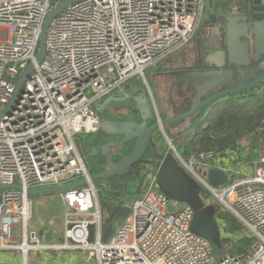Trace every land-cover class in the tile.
Returning a JSON list of instances; mask_svg holds the SVG:
<instances>
[{
	"label": "built area",
	"instance_id": "obj_1",
	"mask_svg": "<svg viewBox=\"0 0 264 264\" xmlns=\"http://www.w3.org/2000/svg\"><path fill=\"white\" fill-rule=\"evenodd\" d=\"M59 2L0 0V111L20 73L34 62L45 16ZM203 8L204 0H79L51 19L43 60L0 118V185L9 186L0 192L1 253L18 255L20 264L48 263L39 255L62 256L60 262L66 264L92 259L95 264H264V118L248 160L229 151L184 157L173 138L170 144L165 137L177 162L238 216L255 239L246 252L227 253L218 261L209 242L191 231L192 208L168 199L158 188L157 160L134 187L138 190L126 204L127 215L102 241L97 191L78 148L79 137L100 131L96 105L126 96L148 65L186 44ZM214 169L225 177L217 185L207 180ZM80 179L83 185L59 193L63 228L58 231L50 222L53 231L44 241L49 227L30 230L27 224L32 211L28 191Z\"/></svg>",
	"mask_w": 264,
	"mask_h": 264
},
{
	"label": "water",
	"instance_id": "obj_2",
	"mask_svg": "<svg viewBox=\"0 0 264 264\" xmlns=\"http://www.w3.org/2000/svg\"><path fill=\"white\" fill-rule=\"evenodd\" d=\"M76 1L79 0H60L45 16L34 62H30L18 76L14 93L5 108L0 111V118L9 112L20 92L23 90L25 79L31 76L35 65L40 64L43 60L45 56V34L49 22L64 7ZM211 2L212 0H208L209 6H212ZM234 4L236 8L234 10L235 13L221 15L213 21V23H217L218 32L216 37H212L211 40L209 39V44L214 45L216 39H219L220 44H215V46H218L220 51L217 54L218 59L212 61L220 65L219 67H226L225 71L218 72L215 81L202 82L203 84L196 87V83L202 79L201 77L208 79V70L204 69L199 74L200 79H195L193 82L195 94L191 98V103L184 107H176L172 103V115H168L164 119L158 115L152 117L145 92L141 88L136 87L134 83H131L126 91V96L110 97L108 100L119 101L126 100L127 98L131 99L134 102V113L140 118L139 121L136 119L114 122L108 121L105 118L100 119V131L102 130L106 136L122 135L123 138L118 141L108 140L103 144L97 142L95 139L90 143V156L101 155L105 161L102 164H97V167L93 168V171L91 170L90 178L92 182L95 180L106 182L116 177H130L146 150H151V157L148 158L147 165H153V160L158 161L155 175L158 188L168 199L189 205L193 210L192 224L196 229H199L201 226L202 231L206 229V221L202 218V212L199 208L200 204L197 201V193L200 189L195 186L188 173L177 162L175 150L173 151V149L169 148L164 153L159 154L153 142V135L155 132H162L164 138L166 137V140L172 144L164 128L176 129L185 120L192 118L200 110L210 107L234 93L257 90V87L261 90L260 87L264 83V66H260L264 62V0H241L236 1ZM251 50L253 51L251 52ZM208 57L212 59V56L208 55ZM200 63L202 64L201 60L198 61V64ZM204 66L207 67L206 63ZM151 100L154 105L152 96ZM152 118H155V122L151 124L150 121ZM130 140L134 141L131 154L124 155L123 143ZM114 154L120 155V158L116 160L113 158ZM224 178L223 172L216 169L210 170L207 173V180L212 185L223 182ZM84 183L85 180L80 179L66 185L33 188L28 193L29 195L60 193L81 186ZM5 188H9V186L0 185V192ZM132 200L133 197L125 199L126 202H131ZM88 230V241L91 242L93 239V225L90 224ZM52 231L53 228L49 227L44 234V241L48 242L50 240ZM28 264L46 263L34 262ZM77 264L88 263L81 260Z\"/></svg>",
	"mask_w": 264,
	"mask_h": 264
},
{
	"label": "rangeland",
	"instance_id": "obj_3",
	"mask_svg": "<svg viewBox=\"0 0 264 264\" xmlns=\"http://www.w3.org/2000/svg\"><path fill=\"white\" fill-rule=\"evenodd\" d=\"M210 13L206 7L204 6V9L202 11L201 17H200V23L198 27L196 26L190 39L186 44H184L182 47L177 48L174 52L172 51L170 54L165 56L164 58H161L155 62H153L151 65H148L146 69L144 70V78H134L133 81L136 87H139L142 89L143 92H145L147 96V101L149 105V110L152 113V117L155 115L154 112V106L151 100V96L154 98V101L157 104V108H159V94L165 101L176 98L177 88L173 90H166L163 91V81L161 79L162 76L161 72L166 69V66L164 63L170 58V60H175L178 56L179 58L176 59V62L181 63L183 60L184 53L189 50L190 48H195V51L193 53V56L191 57V60L194 62L193 65L190 64V62L187 65H191L189 67L191 68H175L178 65L169 66L170 72H163L164 76H167L168 74L174 75V72H177L181 75L182 78L186 84H192L195 79H200L199 74L203 72L204 69L208 70V79H204L206 77H201L203 81L210 82L215 81L217 79V74L219 71H225L226 67L224 66L219 67L217 63L208 64V55L212 56L211 58L213 60H217V54L219 52V47L215 46V44H220L219 39H216V42L211 44L212 48L206 47L205 41L208 38H211L213 35L216 37L217 35V23L207 24L206 17ZM214 20V18H212ZM206 47V48H205ZM205 48V49H204ZM253 50H251L252 52ZM188 52V51H187ZM186 52V53H187ZM185 53V54H186ZM219 57V56H218ZM200 58V59H199ZM210 59V58H209ZM201 60L202 64H198L197 62ZM214 61V62H215ZM206 63L207 67L204 66ZM162 70V71H161ZM168 77V76H167ZM170 78V77H168ZM258 91V87L256 88ZM262 89V86L260 87ZM180 97H178V100L181 99V93L183 94V88L180 89ZM195 94V93H194ZM193 97V96H192ZM109 98H105L101 103L97 104V113L99 115L100 119H106L108 121H114V122H122V121H131L136 120L137 114L134 113V102L127 98L126 100H108ZM175 101V99H174ZM178 107V106H176ZM140 119V118H139ZM186 121V120H185ZM201 124L205 125V122H202ZM186 127V125H185ZM171 129V128H170ZM169 129V130H170ZM172 130V129H171ZM167 132V131H166ZM174 133V141L181 142V128L178 127L174 131V129L171 131ZM168 133V132H167ZM87 137V136H86ZM121 138H123L122 135L120 136H106V134L101 130L100 133L95 135V139L97 142L103 144L108 140H115L118 141ZM131 141V140H130ZM130 141H126L123 143V151L125 149L127 150L128 146H131ZM153 142L155 144V147L159 154L164 153L167 150V143L165 138L162 136V134L155 132L153 135ZM244 143V140L242 141ZM253 147L252 149H254ZM249 149V150H248ZM251 147L249 145L243 150L245 154H251ZM90 145L89 148L86 147V151H80L82 154L86 165L91 171L93 168L97 167V164L99 162L94 161L93 158L90 156ZM122 151V152H123ZM181 153V151L179 150ZM252 156V155H251ZM179 165H181L179 163ZM182 166V165H181ZM146 170L148 172L153 170V167H146ZM186 173H188L189 177L191 178L192 182L197 186L200 191L197 193V201H199V208L202 212V218L204 221H206L205 224V230L202 231V227L200 226L199 229H196V227L191 224L190 228L191 231L194 233H197L201 235L204 239H206L210 247L212 249V257L214 261H218L225 255H227V244L231 245V243H235L237 241V238L241 236V234L250 235L249 230L245 226V224L241 221V219L236 216L231 210H229L227 207H225L221 202H219L217 199L214 198V196L205 190L202 189L201 184L199 181L191 175L187 170H185ZM94 187L97 191V199H98V205L100 206L101 211V219L104 216H107L106 207L102 204V199L106 197V182L101 180H95L93 181ZM139 184V179L137 177L130 181L129 184H126L125 192L127 194L133 193L134 191L138 190V188H134ZM30 200L32 204V211H31V217L30 220L27 222L29 229L32 228L37 229L39 225V218L41 219H47V221L44 222V227L48 226V219H50L51 223H54V227L58 229V231H61L63 228V214H64V208L61 205L59 193H51V194H45V195H30ZM43 221L40 222L42 224ZM120 222V221H119ZM119 222L116 224V228L119 225ZM227 222L231 226V230H226V224ZM44 227L38 228V230H42ZM228 237V239H225V241H222V238ZM231 242V243H230ZM73 255H81L82 253H70ZM2 264H20V259L18 255L14 253H5L2 254ZM62 256H50V255H39V259L48 262L46 264H51V261H55L58 264H66V262L62 263L60 262ZM73 258L70 259L71 262ZM79 262V261H78ZM76 264V262H75ZM88 264H95L94 259H92L91 262H88Z\"/></svg>",
	"mask_w": 264,
	"mask_h": 264
},
{
	"label": "trees",
	"instance_id": "obj_4",
	"mask_svg": "<svg viewBox=\"0 0 264 264\" xmlns=\"http://www.w3.org/2000/svg\"><path fill=\"white\" fill-rule=\"evenodd\" d=\"M232 4L233 0H212V7L217 14L225 15ZM262 118H264V87L257 92L247 90L234 93L220 102L200 110L189 119V124L181 128L182 139L177 145V151L180 150L181 153H179L184 157L200 151L209 154L220 152L222 156L228 151L243 155V150L248 145L251 149L257 145L256 130ZM202 122H205V125L201 124ZM87 138L81 141L82 145L95 140V135H89ZM243 140L244 143H242ZM130 142H132L131 146H128L127 150L125 149L124 155L131 154L134 141ZM251 155L247 153V155L241 156V159L248 160ZM149 157H151V150L147 149L130 177H116L106 181V197L102 199V204L106 207L107 216L102 218V241H106L114 233L116 224L127 215L128 208L125 199L131 197L135 192L127 194L125 192L126 184L137 177L139 179L137 187L141 185L140 183L143 182L148 172L146 167L149 166L147 165ZM92 158L99 164L105 162L101 155ZM113 158L118 160L120 155L114 154ZM226 230H231L228 222ZM225 239L228 237L222 238V241ZM254 241V237L241 234L235 243L227 244V253L230 255L244 253Z\"/></svg>",
	"mask_w": 264,
	"mask_h": 264
},
{
	"label": "crops",
	"instance_id": "obj_5",
	"mask_svg": "<svg viewBox=\"0 0 264 264\" xmlns=\"http://www.w3.org/2000/svg\"><path fill=\"white\" fill-rule=\"evenodd\" d=\"M236 1H241V0H233V4H232V6H231V8H230V10L227 12V13H235V4L234 3H236ZM212 3V2H211ZM204 6L206 7V9L210 12V13H208V15H207V17H206V22H207V24H209V26H210V24H212V22L217 18V17H219V16H221V15H224V14H217L215 11H214V9H213V7L212 6H209V3H208V0H204ZM204 9V8H203ZM226 13V14H227ZM212 18H214V20H212ZM212 37H215L214 35L212 36ZM212 37L211 38H208V39H206V41H205V43L204 44H206V47H208V48H212V46L209 44V39L211 40L212 39ZM205 47V48H206ZM204 48V49H205ZM188 51V52H187ZM185 53H184V55H183V60H182V62L181 63H178V62H176V59H178L179 58V56L175 59V60H170V58L164 63V65L166 66V69L167 70H164V71H162L161 72V75L160 76H162L161 77V79H162V81H163V91L164 90H166V88H168V90H173V89H175V88H177V93H176V98H173V99H171V101L169 102V100H167V102L165 101V99H163V96L161 97L160 96V94H159V98H158V102H159V108H157V104H156V102L154 101V98L152 97V99H153V101H154V112H155V115L157 116H161V118H165V117H167L168 115H172V110H171V106H172V103L175 105V106H181V107H184V106H188L190 103H191V98H192V96L194 95V93H195V86H193V85H191V84H186V82L182 79V78H179V77H181V75L180 74H178L177 72H174L173 74L174 75H167L168 77H170V78H168L167 76H164V74H162L163 72H170L169 71V66L170 65H172V63H174L173 65L174 66H176V65H178L177 67H175V68H191V67H189V66H191V65H193V61L191 60V57L193 56V53H194V51H195V48H190L189 50H187ZM219 51H220V49H219ZM213 59H209L208 60V64H212V63H214V61H212ZM210 61V62H209ZM190 62V64L191 65H187L188 63ZM198 63V62H197ZM260 66H264V62H262L261 64H260ZM204 79H207V78H204ZM205 83V81H203V80H200L198 83H196L197 85H196V87H199V85L200 84H203V83ZM264 87V86H263ZM184 89V90H186V93H187V95H183L182 93H181V99L180 100H178V97H180V92H178V90L179 91H181L180 89ZM183 92V91H182ZM174 99H175V101H174ZM153 103V102H152ZM153 117H155V116H153ZM137 120L139 121V117L137 116ZM153 122H155V118H152V120L150 121V123L152 124ZM187 124H189V119H187L182 125H180V128H184L185 127V125L187 126ZM165 129V133L170 137V138H174V133L173 132H171L172 130L170 129V128H164ZM170 129V130H169ZM176 129H174V131H175ZM168 133H167V132ZM99 133H100V131H99ZM158 133H160V134H162L161 132H158ZM162 136H164L163 134H162ZM88 137V136H87ZM86 136L85 137H79L78 139H77V143H78V148L80 149V151L82 150V151H86V147H88L89 148V145H90V142H88V144H85V145H82L81 144V141L82 140H84V139H86L87 138ZM88 139V138H87ZM175 140V139H174ZM88 141H90V140H88ZM166 143H167V141H166ZM180 142H177V141H175V144H176V146L179 144ZM255 149V148H254ZM254 149L252 150V153H254ZM88 152H89V150H88ZM251 153V154H252ZM244 155H247V154H245V153H243ZM82 155V154H81ZM88 168V167H87ZM90 173H91V171H89ZM39 220H40V222L41 221H43L42 222V224H40V222H39V225H38V228H40V227H44V222L45 221H47V219H46V217H45V219H41V218H39ZM51 221H50V219H48V223H50ZM53 225H54V223H52ZM48 225V224H47ZM46 227H49V225L48 226H46ZM38 228H37V230H38ZM32 229H35V228H32ZM2 254H4V253H1L0 252V264H2V259H3V257H2ZM75 262H76V264L78 263V261L77 260H75Z\"/></svg>",
	"mask_w": 264,
	"mask_h": 264
},
{
	"label": "flooded vegetation",
	"instance_id": "obj_6",
	"mask_svg": "<svg viewBox=\"0 0 264 264\" xmlns=\"http://www.w3.org/2000/svg\"><path fill=\"white\" fill-rule=\"evenodd\" d=\"M183 95H187L186 90H183ZM136 119L138 118L136 117Z\"/></svg>",
	"mask_w": 264,
	"mask_h": 264
}]
</instances>
